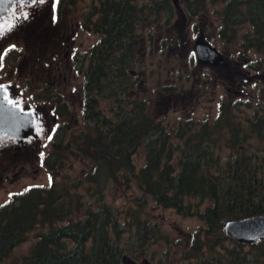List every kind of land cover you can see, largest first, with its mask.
<instances>
[{"label":"trees","instance_id":"trees-1","mask_svg":"<svg viewBox=\"0 0 264 264\" xmlns=\"http://www.w3.org/2000/svg\"><path fill=\"white\" fill-rule=\"evenodd\" d=\"M178 1L189 19L205 16L209 8L207 0ZM219 1L214 11L217 24L212 27L215 37L225 47L236 44L240 50L264 54V0ZM175 9L172 0H151L143 5L136 0H97L90 8L89 15L96 17L86 19L84 28L94 30L99 39L82 74L85 129L69 134L64 125H56L43 164L56 178L58 165L72 144L73 153L87 162L84 192L97 199H88L78 216L75 209L80 210V204L67 198L65 186L57 189L54 179L49 187H29L10 203L0 205V264H123L126 251L141 258L146 242L155 239L157 232L153 222L143 217L148 201L184 217L196 216L203 223L204 236L199 231L189 236L184 259H198L203 250L208 256L195 264H264V241L247 246L230 239L234 247L227 248L224 242L229 238L223 233L228 220L264 214V113L254 109L243 123L233 109L240 110L238 104H220L212 122L196 127L191 120L180 121L169 131L162 120L148 113L144 99L130 97L135 87L130 68L139 57L140 26L158 23L162 14L166 23ZM161 43L165 45L166 40ZM248 69L255 71L257 66ZM95 92L112 98L111 116L102 113ZM54 103L59 108L57 118L66 117L62 115L65 103ZM245 108H250L248 103ZM222 132L228 150L225 159L216 147ZM176 140L180 143L175 145ZM140 148L145 158L136 169L133 156ZM108 186L114 190L135 186L139 191L136 205H129L124 214L107 205L104 193ZM191 199L198 203L192 204ZM71 216L76 218L71 220ZM45 226L49 228L35 231ZM32 232V246L21 257L11 256ZM123 232L133 246L130 242L123 245ZM136 245L141 250L135 251ZM218 246L221 252L216 251ZM246 246L250 248L247 254L243 251ZM259 246L256 253L253 249Z\"/></svg>","mask_w":264,"mask_h":264},{"label":"rangeland","instance_id":"rangeland-1","mask_svg":"<svg viewBox=\"0 0 264 264\" xmlns=\"http://www.w3.org/2000/svg\"><path fill=\"white\" fill-rule=\"evenodd\" d=\"M147 1L151 2V0H136V3L143 5ZM212 1L207 0L209 8L205 11V16L199 19H189L185 12L181 18L175 9L176 12L166 23H164L165 16L162 14L158 23H148L139 28L142 36L139 37V57L135 65L130 68L134 71L131 77H135V87L133 93L132 90L130 91V97L144 99L148 113L152 117L162 120L169 131L175 129L180 121L191 120L196 127H199V123L212 122L218 116L220 104H228L232 107L238 104L240 110L233 109L238 111L237 115L243 123L244 116L252 114L254 109L264 113V93L262 92L264 89V54L240 50L236 44H228L225 47L222 40L215 37L216 28L212 27L217 24V19L214 11L219 8L221 1ZM95 3L97 5V0H77L74 3H70L68 0H44L37 8L24 7L16 11L17 15H26L25 27L36 25V21L43 18L46 21L45 29L50 31V27L58 24L62 28H66L68 32L77 35L74 34L75 37L67 50V58L70 60V67H73V74L63 69L62 77L57 78L61 100L66 103L65 112L62 115L67 116L58 119L51 110V115L45 117V120L48 121L47 125L37 129L39 136L37 139L33 138L28 140L25 145H19L18 151L12 149L9 152H4L0 146V205L7 201L10 203L13 197L18 196L20 192L24 193L29 187H49L54 179L57 189L65 186L68 191L67 198L74 202L77 200V203L80 204V210L75 209L78 216L86 207L88 199L92 201L97 199L84 192L85 185L82 179L88 170L87 162L82 156L73 153L74 146L72 144H69L67 148L64 162L58 165L59 175L56 178L46 170L43 164V158L51 150V133L54 132L55 123L57 126L64 125L69 134L85 129L86 120L83 109L86 106L82 74L90 62L89 53L98 42L99 35L92 29H85L84 25L86 19L91 18V21L95 19L96 16L91 13L89 15L88 12ZM58 10L59 14H56ZM195 25H198L197 31ZM1 27L2 25H0V59L12 48H14L13 50L23 49L24 42L26 43L33 30L37 29L32 26L28 31H21L22 28L18 29L15 23L9 22L3 28ZM199 32L207 36L211 43L227 58L225 59L228 60L230 70L227 76L220 66L213 67L212 65H207L211 66V69L206 70L205 74L204 71H197L193 76L191 75L193 47ZM148 33L151 37H148ZM161 40H166V44L163 45ZM28 56L29 54L25 60ZM20 60L22 61L21 58ZM10 62L11 60L8 59L7 63ZM235 63L237 66L234 65ZM250 65L257 66V69L255 71L246 69ZM11 66L12 64L4 67L0 65V69H3L5 73H10ZM198 69L201 68L198 67ZM27 77L31 78L28 69L21 76L13 75L10 79L4 78V80H10L13 83L16 90V102L23 106H29V100H31L29 91L32 86ZM193 77L195 78L193 79ZM197 77L200 81H196ZM78 86L80 87L78 88ZM203 87H206L204 93L200 91ZM97 95L98 93L95 92L94 97L98 99V107L105 116H111L109 110L112 98ZM247 103L250 108H245ZM53 105L56 104L51 101L52 108L55 107ZM95 106L97 107V104ZM55 111H59V108L56 107ZM69 134L65 141L67 144L69 143ZM214 134L216 135L217 132ZM224 134L225 132L218 134L219 145L216 146L221 159H225L228 152L224 143ZM178 143L180 141H174L175 145ZM250 143L256 144L253 140ZM144 158V149L140 148L133 156L136 169L143 165ZM78 179H81V182H77ZM75 183L77 184L74 185ZM136 195H139V191L135 186L129 190H114L112 186H108L104 193V199L107 205L113 206L124 214L129 205H136ZM190 201L194 205L198 203V199ZM205 205L206 202L201 203V209ZM143 210V217L147 221L153 222L157 230L155 239L152 237V240L146 242L145 253L141 258L127 255V251L124 253L125 256H129L131 260L136 259L137 264H144L143 262L145 264H195L198 259H206L208 255L203 250L198 259H184L183 248L188 246L189 236L198 233V231L201 238L204 236L202 234L203 223L199 218L181 216L174 210L162 208L151 201L146 203ZM74 218L76 216L70 217L71 220ZM47 228L49 227H37L35 231L47 230ZM28 236L26 241L11 252V256L21 257V254L32 246L35 241L34 232L29 233ZM121 237L124 239L125 247L128 242L132 245L128 234L123 232ZM138 245H136V249L133 248L135 251L141 250ZM261 245L262 250L264 242ZM224 246L234 247L230 243V239L224 242ZM253 250L256 253L260 252V246ZM216 251L221 252V247L218 246ZM243 251L247 254L246 251H250V248L246 246Z\"/></svg>","mask_w":264,"mask_h":264},{"label":"flooded vegetation","instance_id":"flooded-vegetation-1","mask_svg":"<svg viewBox=\"0 0 264 264\" xmlns=\"http://www.w3.org/2000/svg\"><path fill=\"white\" fill-rule=\"evenodd\" d=\"M25 16L26 15H11L9 18L3 21L1 28H3L5 24L9 22L15 23L18 29L22 28L21 31H28L32 26L37 27V29H34L26 43L24 42L23 49L18 48L13 50L14 48H12L8 51V53H5L2 56V59H0V65L3 67L12 64L10 73H5L3 69H0V85L5 87L8 101L10 103L19 107L24 112H29L32 114L34 119H36L35 130H37L38 128H43L47 125L48 121L45 120V117L50 114L51 110L54 112V114L59 112L55 111L57 104L53 105L55 106L53 108L50 106L51 101L53 103L57 101L60 103H65L61 100V92L57 78L62 77L63 69L73 74V67H70V60L67 58V50L72 43V39L77 34L68 32L66 28H62L58 24H55L54 26H58L59 30L54 29L49 31L45 29L46 21L43 20V18L38 19L36 21V25H29L25 27ZM199 34L204 35L201 32H199ZM27 54H29V56L27 60H25ZM8 59L11 60L10 63H7ZM227 61L225 65H220V69H223V73L226 76L230 72ZM192 62L193 63L190 67V69H192V76L197 71H204L205 74L206 70L211 69V66L199 64L196 60L195 54L192 57ZM234 65L237 66V63ZM198 67L201 69H198ZM27 69L29 70V74L31 76V78L27 77L32 86L29 91L31 93L29 98L31 100H29V106H23L21 103L16 102V90L13 87V83L10 80H4V78L10 79L13 75L21 76L25 71H27ZM190 69L188 68V70ZM194 78L195 77H193V79ZM196 81H200V79L198 78ZM79 87L80 86H78V88ZM200 91L204 93L206 91V87L201 88ZM9 93H11V96H9ZM79 94L81 95V91ZM200 95H202V93H200ZM22 96L24 95L22 94ZM30 139H33V137L30 136L18 140L13 138H2L0 139V146L4 152H9L12 149L14 151H18L19 145H25Z\"/></svg>","mask_w":264,"mask_h":264},{"label":"water","instance_id":"water-1","mask_svg":"<svg viewBox=\"0 0 264 264\" xmlns=\"http://www.w3.org/2000/svg\"><path fill=\"white\" fill-rule=\"evenodd\" d=\"M44 0H0V21L13 12L24 8H37ZM179 15L183 14L178 0H172ZM197 61L202 65L220 66L225 63V57L212 45L204 35H199L194 43ZM34 117L22 111L8 101L7 91L0 85V139L13 138L15 140L34 133ZM224 233L236 242L254 245L264 240V215L256 214L239 219H231L224 223ZM123 264H135L129 256H123Z\"/></svg>","mask_w":264,"mask_h":264},{"label":"bare ground","instance_id":"bare-ground-1","mask_svg":"<svg viewBox=\"0 0 264 264\" xmlns=\"http://www.w3.org/2000/svg\"><path fill=\"white\" fill-rule=\"evenodd\" d=\"M179 6L181 7V5L179 4ZM177 10V9H176ZM181 10H182V12H183V9H182V7H181ZM178 12V11H177ZM179 14V13H178ZM179 17H181L182 18V15L180 14L179 15ZM34 130H35V128H34ZM35 131H37V130H35Z\"/></svg>","mask_w":264,"mask_h":264}]
</instances>
